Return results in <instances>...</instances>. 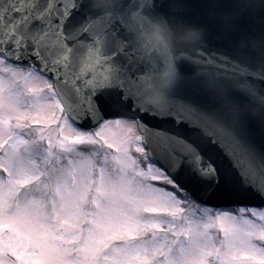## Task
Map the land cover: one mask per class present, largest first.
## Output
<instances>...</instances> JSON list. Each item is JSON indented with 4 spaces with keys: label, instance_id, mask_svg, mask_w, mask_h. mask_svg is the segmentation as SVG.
<instances>
[{
    "label": "snow or ice",
    "instance_id": "6c2138e0",
    "mask_svg": "<svg viewBox=\"0 0 264 264\" xmlns=\"http://www.w3.org/2000/svg\"><path fill=\"white\" fill-rule=\"evenodd\" d=\"M159 15L150 0L107 11L90 0H0V264H264V209L207 203L212 193H235L221 191L197 144L137 118L105 119L98 81L68 71L67 53L26 35L35 29L68 46L86 34L93 62L117 78L131 107L201 129L232 159L240 186L264 196V151L241 115H222L182 89L183 55L138 56L135 38ZM194 59L217 64L215 55ZM220 59L234 89L264 99L244 78L264 71ZM84 120L92 127L78 126Z\"/></svg>",
    "mask_w": 264,
    "mask_h": 264
},
{
    "label": "water",
    "instance_id": "95a60500",
    "mask_svg": "<svg viewBox=\"0 0 264 264\" xmlns=\"http://www.w3.org/2000/svg\"><path fill=\"white\" fill-rule=\"evenodd\" d=\"M133 0H119L121 4L132 3ZM154 3L155 11L169 19H180L185 22L200 25L205 29L204 42L197 48L188 50L179 58V67L184 75L181 87L192 94L201 103L215 107L222 115H225L218 100L214 99L202 86L201 79L195 75L198 69L211 68L212 72L223 73L220 81L228 89L229 94L242 105L250 102V97L243 91L234 89L231 86L230 67H219L224 63L220 58L227 57L229 61L248 65L250 73L256 72L264 56L260 54L261 47H264V0H258L248 5L240 14L229 22L228 25L222 19L224 13L236 10V0H150ZM87 41L86 34L79 37ZM254 40L260 45L256 49L240 47L243 42ZM75 43V42H73ZM210 55H215L216 65H207L203 62L197 63L194 57H203L207 60ZM258 89L264 90V79L258 76L247 74L244 77ZM95 102L107 114L106 109L116 110L123 103V90L117 87L100 89L95 95ZM124 110L138 111L129 105ZM149 112V111H148ZM151 118L155 116L150 115ZM226 116V115H225ZM156 125L161 130L181 135L197 144L206 159L212 160L220 175V188L223 192H233L232 199L259 196L251 187H241L238 170L233 166L232 159L223 151L218 143L204 134V132L186 122H177L171 116H159ZM249 137L254 143L257 151H264V112L253 113L245 111L241 114ZM145 123L152 129L157 128L145 118ZM211 198L226 199L229 196H220L216 193L209 195ZM264 198V196H261Z\"/></svg>",
    "mask_w": 264,
    "mask_h": 264
},
{
    "label": "clouds",
    "instance_id": "9594fccd",
    "mask_svg": "<svg viewBox=\"0 0 264 264\" xmlns=\"http://www.w3.org/2000/svg\"><path fill=\"white\" fill-rule=\"evenodd\" d=\"M258 0H236V10L222 15L226 25L235 19L248 5ZM92 6L107 11L119 0H90ZM205 29L200 25L191 24L183 20H172L159 15L147 21L134 40V48L139 55L155 51L157 54L177 53L184 55L186 51L197 48L204 42ZM30 41L38 43L42 50L52 51L55 54H68L67 69L70 72L98 81L99 89L115 87L118 80L115 76L109 77L103 69L93 62L92 51L87 41L78 40L75 43L65 46L56 41L53 37L41 38L40 33L35 30L26 31ZM256 49L260 47L254 40L243 42L240 47ZM260 54L264 56V47H261ZM264 71V62H261L256 72ZM201 79L203 88L216 100L229 118H238L246 110L254 114L264 112V99L250 98L248 104L242 105L231 97L228 89L220 81L215 72L200 68L195 73ZM137 84H143V77L137 78Z\"/></svg>",
    "mask_w": 264,
    "mask_h": 264
},
{
    "label": "rangeland",
    "instance_id": "374dc122",
    "mask_svg": "<svg viewBox=\"0 0 264 264\" xmlns=\"http://www.w3.org/2000/svg\"><path fill=\"white\" fill-rule=\"evenodd\" d=\"M34 127H36V126H34ZM110 151V150H109ZM130 151H131V153L133 154L134 152H135V150L132 148V149H130ZM251 219H255V217H252ZM258 242H260V241H257V243Z\"/></svg>",
    "mask_w": 264,
    "mask_h": 264
}]
</instances>
